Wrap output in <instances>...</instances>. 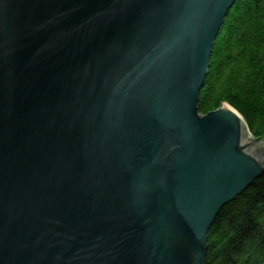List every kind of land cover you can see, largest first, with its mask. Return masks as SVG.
Masks as SVG:
<instances>
[{"label": "water", "instance_id": "95a60500", "mask_svg": "<svg viewBox=\"0 0 264 264\" xmlns=\"http://www.w3.org/2000/svg\"><path fill=\"white\" fill-rule=\"evenodd\" d=\"M235 0H0V264H206L264 171L228 102L198 112Z\"/></svg>", "mask_w": 264, "mask_h": 264}, {"label": "trees", "instance_id": "16d2710c", "mask_svg": "<svg viewBox=\"0 0 264 264\" xmlns=\"http://www.w3.org/2000/svg\"><path fill=\"white\" fill-rule=\"evenodd\" d=\"M222 102L264 147V0H236L215 39L198 109ZM206 264H264V172L225 204L207 232Z\"/></svg>", "mask_w": 264, "mask_h": 264}, {"label": "rangeland", "instance_id": "374dc122", "mask_svg": "<svg viewBox=\"0 0 264 264\" xmlns=\"http://www.w3.org/2000/svg\"><path fill=\"white\" fill-rule=\"evenodd\" d=\"M235 2H236V0H235ZM234 4H235V3H234ZM234 4H233V5H234ZM230 9H231V8H230ZM228 13H229V11H228ZM227 15H228V14H227ZM227 15H226V16H227ZM226 16H225V17H226ZM224 19H225V18H224ZM223 21H224V20H223ZM222 23H223V22H222ZM221 25H222V24H221ZM220 27H221V26H220ZM219 30H220V28H219ZM218 33H219V31H218ZM217 35H218V34H217ZM216 37H217V36H216ZM210 57H211V56H210ZM201 88H202V87H201ZM200 90H201V89H200ZM199 94H200V93H199ZM198 101H199V99H198ZM211 110H213V109H211ZM198 112H199L200 114H204V113L200 112L199 109H198ZM207 112H208V111H207ZM207 112H205V113H207ZM244 119H245V118H244ZM263 172H264V171H263ZM258 177H259V176H258ZM253 182H254V181H253ZM252 184H253V183H252ZM248 187H249V186H248ZM232 201H233V200H232ZM219 211H220V210H219ZM217 214H218V213H217Z\"/></svg>", "mask_w": 264, "mask_h": 264}, {"label": "bare ground", "instance_id": "6f19581e", "mask_svg": "<svg viewBox=\"0 0 264 264\" xmlns=\"http://www.w3.org/2000/svg\"><path fill=\"white\" fill-rule=\"evenodd\" d=\"M246 124H247V122H246ZM251 135L253 136V134L251 133ZM260 137H262V136H260Z\"/></svg>", "mask_w": 264, "mask_h": 264}]
</instances>
